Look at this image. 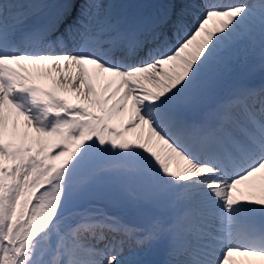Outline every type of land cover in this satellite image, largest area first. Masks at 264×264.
<instances>
[{
  "label": "snow or ice",
  "instance_id": "6c2138e0",
  "mask_svg": "<svg viewBox=\"0 0 264 264\" xmlns=\"http://www.w3.org/2000/svg\"><path fill=\"white\" fill-rule=\"evenodd\" d=\"M0 264H264V0H0Z\"/></svg>",
  "mask_w": 264,
  "mask_h": 264
}]
</instances>
